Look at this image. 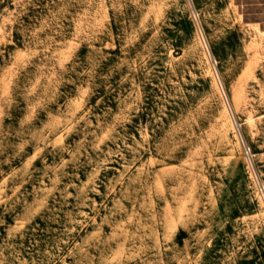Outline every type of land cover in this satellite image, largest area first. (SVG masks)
I'll return each mask as SVG.
<instances>
[{
  "label": "rangeland",
  "instance_id": "374dc122",
  "mask_svg": "<svg viewBox=\"0 0 264 264\" xmlns=\"http://www.w3.org/2000/svg\"><path fill=\"white\" fill-rule=\"evenodd\" d=\"M0 264H264V0H0Z\"/></svg>",
  "mask_w": 264,
  "mask_h": 264
},
{
  "label": "built area",
  "instance_id": "2783aa9c",
  "mask_svg": "<svg viewBox=\"0 0 264 264\" xmlns=\"http://www.w3.org/2000/svg\"><path fill=\"white\" fill-rule=\"evenodd\" d=\"M202 36H203V35H202ZM245 150H246V153L248 154V153H249V152H248L249 150H248L246 147H245Z\"/></svg>",
  "mask_w": 264,
  "mask_h": 264
},
{
  "label": "bare ground",
  "instance_id": "6f19581e",
  "mask_svg": "<svg viewBox=\"0 0 264 264\" xmlns=\"http://www.w3.org/2000/svg\"><path fill=\"white\" fill-rule=\"evenodd\" d=\"M226 100H227V99H226ZM227 104H228V106H229V108H230V104H229L228 100H227ZM230 110H231V108H230Z\"/></svg>",
  "mask_w": 264,
  "mask_h": 264
}]
</instances>
